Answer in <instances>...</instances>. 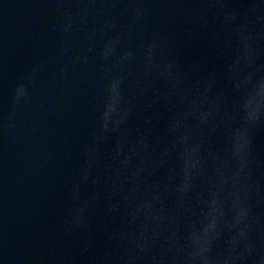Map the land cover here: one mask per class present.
<instances>
[{"label":"water","instance_id":"95a60500","mask_svg":"<svg viewBox=\"0 0 264 264\" xmlns=\"http://www.w3.org/2000/svg\"><path fill=\"white\" fill-rule=\"evenodd\" d=\"M227 7L243 14L249 5L233 0ZM204 8L195 0H0V264H172L183 251L195 257L188 264H203L200 242L216 234L223 239L203 255L223 264L230 236L240 248L246 239L260 244L264 220L252 224L246 238L239 232L248 221L239 213L249 116L264 121V82L249 85L242 60L230 78L229 32L196 23ZM154 40H166L165 53L185 69L199 65L192 79L202 81L201 97L186 121L183 172L161 187L163 204L151 200L165 176L161 169L144 174L136 195L149 199L150 209L136 213L135 202L117 194L112 202L118 207L106 211L102 191L98 206L79 213L104 187L89 181L77 193L73 183L96 128L102 90L124 80L135 101L136 75L154 54ZM261 49L258 63H264V43ZM236 85L250 92L233 109ZM150 101L148 93L130 121L131 136L149 128L153 136L162 134L170 113ZM112 147L111 141L101 145L100 172ZM252 150L264 183V123L253 133ZM78 215L87 223H78Z\"/></svg>","mask_w":264,"mask_h":264},{"label":"clouds","instance_id":"9594fccd","mask_svg":"<svg viewBox=\"0 0 264 264\" xmlns=\"http://www.w3.org/2000/svg\"><path fill=\"white\" fill-rule=\"evenodd\" d=\"M205 6L204 13L197 17L196 23L207 27L209 22L217 29H227L233 46L232 56L229 57L227 70L230 78L235 76L236 66L243 61V77L250 85L253 81L264 82V63H258L261 55V45L264 43V6L260 0H235L236 3H247L249 7L243 12L238 8H228L227 4L233 0H195ZM258 25L261 27L258 30ZM153 55L144 63L142 70L137 73L136 81L138 94L135 101L130 97L124 80L112 82L102 90V104L97 117L96 128L83 151V162L77 170L78 182L74 181L75 191L78 193L80 184L94 185L103 183L104 187L93 193L90 200H86L78 209L79 213L98 206L100 192L106 191V211H114L118 204L112 202L117 194H122L126 202H135V212L139 213L143 208H151L149 199H136L140 192L143 179L148 175H156L164 169L165 176L162 181L154 186L155 191L151 200L161 199V187L167 189L173 180L183 172V163L186 159L183 142L188 139L187 132L191 129L186 121L189 115L199 105L202 81L193 80L192 74L199 70V65H192L185 69L175 56L165 53L166 40H154L152 44ZM204 91V98L206 93ZM236 97L233 104L235 109L241 100L249 95L248 87H235ZM259 94V90H257ZM151 93L150 107H162L170 113L161 135L153 136L152 130H137L135 136L129 134V125L141 101ZM249 119L252 126L245 138L246 156L244 160L245 183L242 185L243 207L240 209V218L248 223L239 232L240 236L248 237L247 229L252 224H260L264 220V183L255 173L253 167V133L257 125L264 123L258 115L251 114ZM150 123V120L148 121ZM185 129L184 132L181 129ZM113 142V147L104 164V172L99 167L106 157L101 153V145L105 142ZM199 147V144L197 145ZM151 156L150 167L145 166V156ZM137 162L133 164V161ZM97 174L94 176L93 173ZM104 176L102 181L101 177ZM181 186L188 187L186 178H182ZM88 217L77 216V222L86 224ZM215 232V224L209 225ZM264 233V226L261 228ZM223 239L221 234L214 238H205L200 242L199 251L203 264H212L209 252L211 245ZM229 247L228 254L221 257L223 264H264V238L260 244L246 239L243 248H240L234 236L224 240ZM195 257L187 251H183L173 257L172 264H188Z\"/></svg>","mask_w":264,"mask_h":264}]
</instances>
